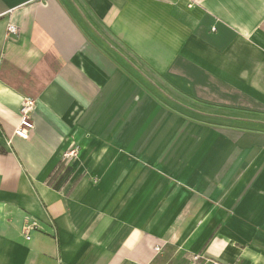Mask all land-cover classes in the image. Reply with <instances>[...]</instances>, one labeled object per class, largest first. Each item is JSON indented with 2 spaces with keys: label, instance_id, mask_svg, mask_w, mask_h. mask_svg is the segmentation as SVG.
<instances>
[{
  "label": "crops",
  "instance_id": "1",
  "mask_svg": "<svg viewBox=\"0 0 264 264\" xmlns=\"http://www.w3.org/2000/svg\"><path fill=\"white\" fill-rule=\"evenodd\" d=\"M0 264H264V0H0Z\"/></svg>",
  "mask_w": 264,
  "mask_h": 264
},
{
  "label": "built area",
  "instance_id": "2",
  "mask_svg": "<svg viewBox=\"0 0 264 264\" xmlns=\"http://www.w3.org/2000/svg\"><path fill=\"white\" fill-rule=\"evenodd\" d=\"M7 32L9 34H16L17 29L13 26H9L7 28ZM34 109V101L31 99H23L20 109H19V122L17 127L14 130V136L17 138H20L22 140H27L29 138L30 132L33 130L34 125L31 120V114ZM77 149L73 148L67 153L63 154V159L66 161H70L73 158H76L78 153ZM30 228L24 229V231L27 233ZM28 238V236H26ZM161 249L160 246H155L153 251L159 252Z\"/></svg>",
  "mask_w": 264,
  "mask_h": 264
}]
</instances>
